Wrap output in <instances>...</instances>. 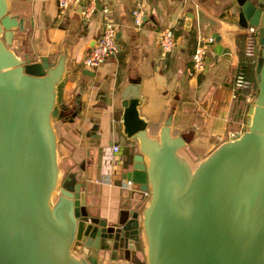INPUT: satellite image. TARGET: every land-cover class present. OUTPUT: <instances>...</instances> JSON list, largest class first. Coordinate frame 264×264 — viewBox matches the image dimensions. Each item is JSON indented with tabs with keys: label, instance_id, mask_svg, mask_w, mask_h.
I'll list each match as a JSON object with an SVG mask.
<instances>
[{
	"label": "water",
	"instance_id": "water-1",
	"mask_svg": "<svg viewBox=\"0 0 264 264\" xmlns=\"http://www.w3.org/2000/svg\"><path fill=\"white\" fill-rule=\"evenodd\" d=\"M232 7L238 25L258 34L247 128L193 161L171 113L149 133L139 79L129 78L117 97L120 125L139 151L124 176L144 200L109 222L90 211L86 182L59 162L53 122L73 121L84 105L80 94L57 101L67 52L16 53L14 29L24 22L0 0V264H264V0Z\"/></svg>",
	"mask_w": 264,
	"mask_h": 264
},
{
	"label": "crops",
	"instance_id": "crops-1",
	"mask_svg": "<svg viewBox=\"0 0 264 264\" xmlns=\"http://www.w3.org/2000/svg\"><path fill=\"white\" fill-rule=\"evenodd\" d=\"M85 1L63 10L55 0H8L9 13L24 22L23 29H14L11 47L19 55L50 59L67 52L69 71L57 85V101L71 105L80 94L84 105L73 121L53 122L59 162L64 175L75 172L77 181L86 182L90 211L110 222L120 210L139 209L144 200L137 184L124 185L139 148L137 140L121 132L118 93L129 78L139 79L138 108L149 133L156 135L171 113L173 134L186 136L184 151L193 161L204 157L247 128L251 103L235 95L233 87L236 69L245 60V28L238 25L233 0H94L97 8L84 18L80 8ZM133 9L142 11L140 25L133 21ZM106 19L117 25L118 51L90 68L95 72L90 77L81 73L86 69L81 61ZM165 25L173 27L176 44L161 55L157 32ZM199 40L207 44L212 60L194 72L190 59ZM255 64L245 69L256 86Z\"/></svg>",
	"mask_w": 264,
	"mask_h": 264
},
{
	"label": "built area",
	"instance_id": "built-area-1",
	"mask_svg": "<svg viewBox=\"0 0 264 264\" xmlns=\"http://www.w3.org/2000/svg\"><path fill=\"white\" fill-rule=\"evenodd\" d=\"M77 0H55L57 6L60 9H67ZM97 8L94 0H87L81 4L80 14L84 18H88L93 11ZM106 11L107 8H104ZM133 21L136 25H140L142 22L141 9H133ZM117 25L110 19H106L101 28L100 34L95 39L94 43L85 51L81 63L87 67H98L108 58L113 57L118 51L117 41ZM158 43L160 47L161 55L169 53L176 44V36L174 29L170 25L162 26L157 32ZM245 41L243 48V55L245 60L241 61L236 69L233 87L236 93H241L246 101H252L256 95L255 84L247 75L245 65L247 63L254 64L257 59V41L258 34L257 29L254 26H248L245 28ZM255 48V50H254ZM206 52L207 44L199 40L191 54V66L194 72H201L206 65ZM113 149L117 150L118 145L114 144ZM124 185L132 187L135 183L131 179H124Z\"/></svg>",
	"mask_w": 264,
	"mask_h": 264
},
{
	"label": "rangeland",
	"instance_id": "rangeland-1",
	"mask_svg": "<svg viewBox=\"0 0 264 264\" xmlns=\"http://www.w3.org/2000/svg\"><path fill=\"white\" fill-rule=\"evenodd\" d=\"M257 49H258V46H256V50H257ZM254 50H255V48H254ZM256 50H255V51H256ZM255 87H256V86H255ZM252 101H253V100H252ZM252 101H251V102H252ZM251 102H250V103H251Z\"/></svg>",
	"mask_w": 264,
	"mask_h": 264
}]
</instances>
